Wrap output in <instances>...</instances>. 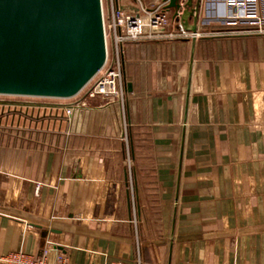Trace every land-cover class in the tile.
Instances as JSON below:
<instances>
[{"label": "crops", "instance_id": "crops-1", "mask_svg": "<svg viewBox=\"0 0 264 264\" xmlns=\"http://www.w3.org/2000/svg\"><path fill=\"white\" fill-rule=\"evenodd\" d=\"M197 2L195 39L125 44L123 102L0 131V254L264 264V0Z\"/></svg>", "mask_w": 264, "mask_h": 264}, {"label": "water", "instance_id": "water-1", "mask_svg": "<svg viewBox=\"0 0 264 264\" xmlns=\"http://www.w3.org/2000/svg\"><path fill=\"white\" fill-rule=\"evenodd\" d=\"M161 1L173 16L191 7ZM105 58L101 0H0V94L72 97Z\"/></svg>", "mask_w": 264, "mask_h": 264}, {"label": "built area", "instance_id": "built-area-1", "mask_svg": "<svg viewBox=\"0 0 264 264\" xmlns=\"http://www.w3.org/2000/svg\"><path fill=\"white\" fill-rule=\"evenodd\" d=\"M229 3L244 10L241 15L255 17L250 11L249 0H229ZM164 4L162 1L148 5L143 0H101L106 58L102 67L74 96L57 98L69 99L62 107L68 118L72 116L74 110L88 104L94 98L123 102L126 95L123 78L124 46L127 42L163 37L195 39L200 35L197 31H188L181 22L172 25L167 11L164 10ZM260 22L258 20V24ZM257 30L262 32L264 29ZM52 251L50 243L44 245L37 255L24 250L11 251L0 254V264H68L64 254Z\"/></svg>", "mask_w": 264, "mask_h": 264}, {"label": "rangeland", "instance_id": "rangeland-1", "mask_svg": "<svg viewBox=\"0 0 264 264\" xmlns=\"http://www.w3.org/2000/svg\"><path fill=\"white\" fill-rule=\"evenodd\" d=\"M68 100L0 94V131L6 134L28 132L23 128L28 129L31 126L34 129L35 121L65 117L62 107ZM17 122L19 125H16ZM41 127L37 124L39 134ZM129 191L133 193L132 188Z\"/></svg>", "mask_w": 264, "mask_h": 264}]
</instances>
